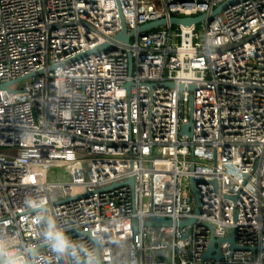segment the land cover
<instances>
[{
    "label": "built area",
    "instance_id": "built-area-1",
    "mask_svg": "<svg viewBox=\"0 0 264 264\" xmlns=\"http://www.w3.org/2000/svg\"><path fill=\"white\" fill-rule=\"evenodd\" d=\"M229 1L0 0V85L38 73L0 89V240L67 264L39 235L50 215L98 264H264V0L138 32Z\"/></svg>",
    "mask_w": 264,
    "mask_h": 264
},
{
    "label": "clouds",
    "instance_id": "clouds-1",
    "mask_svg": "<svg viewBox=\"0 0 264 264\" xmlns=\"http://www.w3.org/2000/svg\"><path fill=\"white\" fill-rule=\"evenodd\" d=\"M42 223L44 228L39 235L57 258L66 260L67 264H98L95 250L84 240L70 236L57 225L54 217L45 216ZM38 258L35 246H30L26 254H20L14 246L0 240V264H35Z\"/></svg>",
    "mask_w": 264,
    "mask_h": 264
},
{
    "label": "water",
    "instance_id": "water-1",
    "mask_svg": "<svg viewBox=\"0 0 264 264\" xmlns=\"http://www.w3.org/2000/svg\"><path fill=\"white\" fill-rule=\"evenodd\" d=\"M234 0L232 1H229V2H226L224 3L223 5H221L220 7L216 8L210 15H201V16H197V17H182V18H177V17H172L169 21L167 20H160V21H156V22H152V23H149L147 25H144V26H141L139 29H138V32L141 33V34H146L149 30H152V29H155V28H158V27H161V26H167L168 24H171L173 26H183V27H192V26H196V25H199L201 24L202 22H204L205 20H210L212 19L216 14L219 13L220 10L224 9L227 7V5L229 3H233ZM134 35V32H128L126 26L123 24V30L122 32L116 36V41L118 42H123L125 44H129L130 42V39L131 37ZM109 47L108 44H105L103 46H99L97 47L96 49H94L91 53H99L101 50H104L105 48ZM88 54H85L83 56H87ZM82 57V56H81ZM38 73H35V74H32L31 76L29 77H26V78H22V79H18V80H15V81H12V82H9V83H5V84H2L0 85V89H4V90H8L10 91V86L11 85H14V84H17L25 79H28L32 76H37ZM171 87H175V85L172 83V84H169ZM150 86H152L150 84ZM179 89L182 91L184 90V87L183 85H179ZM189 89L190 90H194L195 87L194 86H189ZM189 109H190V115L192 114V110H193V98L191 97L190 98V103H189ZM191 125L192 123L189 122L188 124H183L181 126V131H180V134L181 135H188L189 137L192 136L191 134ZM191 183V189H192V192L195 196V199H196V203H197V206H196V214H199L201 212V209H200V200H199V196L197 194V191L195 189V181L192 179L190 181ZM130 184L133 185V180L130 181ZM215 184V183H213ZM192 224H197V225H200V223L197 221L196 218H192V219H187V220H183V221H180L178 223V226L180 228H184V227H189L191 226ZM144 225L147 226V227H157V226H173V223L171 221H168V220H165V219H157V218H152L148 221H145L144 222ZM209 227L210 229H212V226H207ZM138 228V224L135 223V229L137 230ZM229 244L232 246L233 249H240L236 243H235V239H234V236H232L229 240H228ZM221 244L220 241H217L215 240L214 238H211L210 240V246H209V250L208 252L204 255V258H210L212 257V251H214V246L215 244ZM214 258L217 260L220 258V255L217 254L216 256H214Z\"/></svg>",
    "mask_w": 264,
    "mask_h": 264
},
{
    "label": "rangeland",
    "instance_id": "rangeland-1",
    "mask_svg": "<svg viewBox=\"0 0 264 264\" xmlns=\"http://www.w3.org/2000/svg\"><path fill=\"white\" fill-rule=\"evenodd\" d=\"M32 83V79L28 78L25 79L19 83H17L14 88H16L19 91H23L27 88V86L31 85ZM190 114V109H189V105L186 107V114L185 116H189ZM52 175L56 176V177H60L61 179L67 180L68 176H69V170L68 169H61V168H53L51 170ZM55 179L53 180H56Z\"/></svg>",
    "mask_w": 264,
    "mask_h": 264
}]
</instances>
